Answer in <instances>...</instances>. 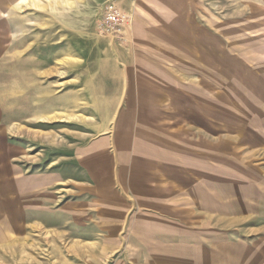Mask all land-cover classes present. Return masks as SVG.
<instances>
[{"label":"rangeland","instance_id":"1","mask_svg":"<svg viewBox=\"0 0 264 264\" xmlns=\"http://www.w3.org/2000/svg\"><path fill=\"white\" fill-rule=\"evenodd\" d=\"M105 2L130 15L123 42L95 28ZM20 169L63 177L54 190L78 211L93 201L90 225L119 189L129 264H264V0H9L0 183ZM134 188L155 210L134 206ZM80 221L81 242L107 232ZM149 228L159 257L136 245Z\"/></svg>","mask_w":264,"mask_h":264},{"label":"crops","instance_id":"2","mask_svg":"<svg viewBox=\"0 0 264 264\" xmlns=\"http://www.w3.org/2000/svg\"><path fill=\"white\" fill-rule=\"evenodd\" d=\"M8 1L1 0L0 12L1 7ZM17 80L19 82V75ZM87 163L90 162L87 161ZM19 174H23L21 169L17 174L12 175V182L4 181L0 183V261L3 264H22L23 262L24 264H50L52 263V260H49L50 257L57 264H129L128 259L123 255L122 222L124 221L125 210H120L124 206V200L120 199L122 195L119 194V189L115 192L109 188L108 192L99 198L101 206L104 205L103 215L105 216L101 227L99 224L90 225L93 222V214L88 210H92L93 201L82 203L78 211L77 203L68 200L69 198L76 199L75 197L68 196L70 194L62 195L63 193L61 194L54 190V187H58L57 183L62 182L63 177L61 178L59 175L55 177L54 175L47 177L32 176L31 178L17 176V179L15 176ZM100 174L98 179L104 175V173ZM96 176L98 177V175ZM115 176L118 180V172L115 173ZM71 177L74 179L73 175ZM87 178L88 181H91V172ZM133 190L134 203L136 204L134 206L138 208L143 204V207L151 211L155 210L156 201H153L152 194L148 196L145 194L146 202L144 203L143 193L140 194L139 189L137 190L136 188ZM89 192L91 193V189H89ZM58 200L62 203L56 209ZM95 201L98 202L97 200ZM80 220L86 221L93 232H99L101 229L107 230V232L103 233V235H96L94 238H88L86 242H81L80 237L76 234V230H79V224L83 223ZM89 220H91L90 223L88 222ZM151 222L152 220H150V224ZM150 224L146 225L153 226ZM33 229L37 231H53L55 235L49 241L44 238L28 242L26 236ZM60 229H63L62 232ZM152 229L149 228L151 233L149 235L145 234L147 236L143 234L137 235L135 238L136 245L144 241H147L145 243H153L151 256L159 257L161 248L156 243L157 239ZM64 231H69L70 234H66V237L71 238L65 248L63 247L65 242H63ZM14 236H18L17 238L22 237L21 241L17 242V245L15 243L16 237L14 238ZM38 244L39 246H37ZM32 245H34L33 249L38 248L40 251L29 257L25 252L28 248L32 249ZM45 246L47 248L48 246L50 247L49 253L53 254L49 255L50 257H47L43 252ZM21 250L24 252L20 253L19 251ZM68 252L71 254H68ZM173 253L175 251H172ZM43 254L44 256H42ZM200 263L209 264L206 259L204 262L201 260Z\"/></svg>","mask_w":264,"mask_h":264},{"label":"built area","instance_id":"3","mask_svg":"<svg viewBox=\"0 0 264 264\" xmlns=\"http://www.w3.org/2000/svg\"><path fill=\"white\" fill-rule=\"evenodd\" d=\"M131 18L121 8L112 2H105L100 11V18L95 28L102 36H108L123 42L126 38V30L129 28Z\"/></svg>","mask_w":264,"mask_h":264}]
</instances>
